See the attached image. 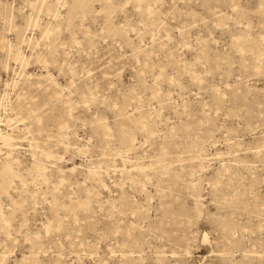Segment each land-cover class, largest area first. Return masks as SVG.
Listing matches in <instances>:
<instances>
[{"label": "rangeland", "instance_id": "374dc122", "mask_svg": "<svg viewBox=\"0 0 264 264\" xmlns=\"http://www.w3.org/2000/svg\"><path fill=\"white\" fill-rule=\"evenodd\" d=\"M0 264H264V0H0Z\"/></svg>", "mask_w": 264, "mask_h": 264}]
</instances>
